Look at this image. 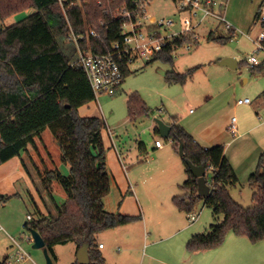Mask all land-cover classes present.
I'll list each match as a JSON object with an SVG mask.
<instances>
[{
    "label": "trees",
    "instance_id": "1",
    "mask_svg": "<svg viewBox=\"0 0 264 264\" xmlns=\"http://www.w3.org/2000/svg\"><path fill=\"white\" fill-rule=\"evenodd\" d=\"M146 1L152 0H63V4L59 0H0L1 20L34 9L24 19L0 27V165L20 157L29 146H35L47 129L51 131L61 152V162L68 166L69 172L65 174L59 168H36L46 191L45 197L36 186L46 213L37 207L24 226L41 234L55 263L56 245L74 242L79 248L87 242L89 264H107L99 250L98 235L142 219L141 214L109 212L105 208L112 182L103 141L106 125L99 116L79 113V108L96 100V95L78 64L79 49L73 33L79 37L85 35L89 27H95L98 36L79 39L80 48H90L96 53L109 52L112 44L122 39L125 14L131 12L136 20L143 15L140 4ZM257 15L258 12L255 22ZM227 39L230 36H215L213 32L208 36L209 41L225 42ZM197 43L192 33L177 36L153 59L146 61V65L158 59L173 61L176 49ZM197 68L186 73L169 71L166 77L171 82L185 83ZM253 69L261 71L264 64ZM123 71L124 81L132 72L127 68ZM127 106L131 121L151 111L136 91L129 95ZM168 139L172 140L177 152L180 143L183 144L182 160L187 174L181 185L185 193L173 196L175 206L189 214L198 201L204 200L217 221L209 232L192 235L186 249L194 252L219 247L228 233L246 236L253 243L264 240V151L248 180L255 190L254 204L243 207L230 193L239 179L225 154L224 145L205 148L182 125L175 123L171 125ZM187 160L194 165H207V181L211 187L208 196L198 195V178L187 166ZM24 166L30 173L26 163ZM55 182L66 194L62 201L52 191ZM16 195L0 193V205ZM6 259L0 264H6Z\"/></svg>",
    "mask_w": 264,
    "mask_h": 264
},
{
    "label": "rangeland",
    "instance_id": "2",
    "mask_svg": "<svg viewBox=\"0 0 264 264\" xmlns=\"http://www.w3.org/2000/svg\"><path fill=\"white\" fill-rule=\"evenodd\" d=\"M225 1L226 5L222 8L216 7V10L222 9L225 19L236 30L235 37L225 42L209 41L208 36L211 32L215 36L223 37H228L230 32L219 19L205 18L200 26L194 29V32L200 36L197 44H185L176 49L173 61L158 59L146 65L145 60H136L131 67L132 73L125 77L114 95L101 94L89 107L82 109V112L90 113L89 116L102 118L106 125L104 129L107 136V127H110L114 131L115 138L118 137L120 146L125 145L128 148L133 146L134 151V146H137L139 142L146 144L147 151L139 156V161L135 162V165L128 164L126 169L132 189L134 188V193L142 202L150 221L153 216L160 214L164 221L169 218L168 211L162 213L163 207L166 210L173 209L178 212L173 196L185 193L181 185L186 179L185 164L171 139L161 136L160 132H154L156 119L162 120L169 126L174 123L182 125L191 134V128L200 131L210 125H216L212 131L215 128L221 130L235 116L243 124L242 130H237L236 133L229 130V138L241 139L230 148L227 142H224L226 153L235 166L243 161L251 162L252 159H256L255 167L258 164V158H255L253 151L258 141L264 143V118L260 116L264 111V95L262 94L264 92V69L254 70L247 61L256 48L249 36L256 38L261 31V26L255 24V15L260 6L264 4V0ZM33 12L34 9L24 10L5 20L0 19V27L10 26ZM200 15L201 13L198 17L191 16L193 24L198 22ZM188 17L189 13L180 9L178 1L152 0L147 6L144 21L146 26L153 25L152 19L156 25L173 21L171 26L160 28L162 34L165 28L169 34H173L184 30L183 22ZM191 33L194 37L193 32ZM256 56L260 61L259 65L264 64V51L260 50ZM227 58H233L235 62L231 66L219 64ZM194 67L198 68L185 83L171 82L166 77L169 71L186 73ZM134 91L140 94L151 111L149 115L131 121L128 118L127 101ZM243 98H250L252 104H236L239 99ZM241 133L244 134L240 135ZM156 139L164 143L162 149H153ZM37 143L39 147H36V150L31 147V152L39 163L38 167L30 165L29 158L24 155V159L30 165L33 182L29 184L21 182L16 192L17 195L5 205H0V227H2L0 229V262L7 257L12 264H45L43 250L33 248V242L28 239L30 231L25 228L24 224L28 215L34 216L37 207L40 210L45 209L42 198L34 188L39 186L46 197V191L36 168H58L56 162L61 161V152L49 129L43 133V139H37ZM39 158L46 160V166L39 162ZM172 158L181 162L179 173L174 171ZM63 168L66 171L64 173L68 174V166L64 165ZM52 191L65 194L56 182L52 185ZM129 191L131 192L128 187L127 194L130 193ZM254 191L247 180H240L230 189L232 198L243 207L254 204L252 200ZM124 194L117 188L111 189L107 195L109 196L108 207H114L117 211L120 202L124 199ZM56 198L62 201L59 195ZM46 200L48 202L49 198L47 197ZM156 213L158 214L155 215ZM193 213L199 218L191 223V235L207 233L211 230V225L217 223L212 209L205 205L204 200L196 203ZM184 216L189 223V215L185 213ZM128 228L131 227L121 229L122 234L125 233L123 236L125 239H127L126 232L130 230ZM117 232L107 231L98 235V242L106 245L104 252L110 253L111 260L114 262H119L124 255L122 242L114 237ZM11 237L21 243L30 255L31 261L23 263L15 261L16 247ZM229 238L245 242L247 248L243 246L240 248L245 253L255 255L256 259L252 264H264V240L253 243L246 236L228 233L226 243L229 242ZM78 249L74 242L56 245L54 250L59 256L58 264H74L77 261L75 253ZM207 256H201L199 259V255L192 256L191 254V264H209Z\"/></svg>",
    "mask_w": 264,
    "mask_h": 264
},
{
    "label": "crops",
    "instance_id": "3",
    "mask_svg": "<svg viewBox=\"0 0 264 264\" xmlns=\"http://www.w3.org/2000/svg\"><path fill=\"white\" fill-rule=\"evenodd\" d=\"M92 102L83 105L79 108L80 115L89 116L90 113L88 112L84 113L82 112V109H84V107H89ZM231 120L228 121L221 130L219 129L216 130L215 128V130L212 131L213 127H216V125L207 126L204 129H201L200 131L199 130L195 131L196 129L191 128V135L194 137V139H196L195 140L196 142H198L201 146L205 148L213 147L216 145H223L224 142H227L230 148L239 139H241V138H237L235 140L234 138L233 139L229 138ZM242 126L243 124L237 119L238 131H240V129L242 130ZM156 127L157 124L154 126V132L159 133V130L155 131ZM184 128L186 129V127ZM107 130H108V136L106 130L105 129L103 130V141H104V147L107 157V166L112 179L111 189L117 188L121 193H125L123 195L124 199L123 201L120 202L117 211H120L121 213L128 215L144 214L142 215L141 220H138L136 222L127 225L119 226L112 230H108V231H118L114 237H116V239L119 238V240L122 242L124 246V255L119 262L112 261L110 253L106 251L104 252L106 245H104L102 242H98L97 240L99 245L103 244V247L101 248L99 247V250L101 251L103 257L106 259L107 264H191V254L192 256L199 255V259H201V256L205 257L208 255L207 258L209 260V264L254 263L255 261L254 259H256L255 255L243 252L240 246L246 247V244L245 242L239 241L236 238H229L228 243L224 242L219 247L205 249L202 251L189 252L186 249V244L192 236L191 223L190 222L187 223V220L185 219L184 216L185 212L180 211L178 208H177L178 212H176L173 209L166 210L163 207L162 213L168 211L167 213L169 214L168 216L169 218H167V220L164 221L160 214L159 216H153L150 221L146 216V212L144 210V206L142 202H140V200L137 198L136 194L134 193V188L132 189V184L130 183V179L129 176L127 175V169H126V166L128 164L135 165V162L139 161L140 158L139 156L147 151L146 144L142 141L139 142L137 146H134V151H133L132 149L133 146L128 148L125 145L123 146L119 145V139L118 137L115 138L113 129L107 127ZM243 134L244 133H241L240 135ZM41 139H43V134ZM140 144H143L144 146L140 147ZM31 147L36 150V147H39L37 141L35 146H29L27 152H23L20 157H13L12 159L0 165V193L14 194L17 192V189L19 188L21 182H25L26 184L33 182L30 165H33L34 167H38L39 163L36 160V158H34L31 152ZM153 149L156 150L162 148H157L154 143ZM263 151H264V143H262V141H258L255 151H253V153L255 152V158H258L259 160V157ZM225 154L229 159L226 150H225ZM24 155H26L29 158V163H31L30 165L27 163L28 161L24 159ZM229 160L234 167V170L237 174L239 181L240 180L248 181L250 175L255 171L257 167V166L255 167L256 159H252L251 162L243 161L238 166H235L231 161V159ZM172 161H173L172 166L175 169L174 171H176V173H179V170L181 171V162H179V160L176 161L174 158H172ZM23 162L26 163V166L29 168L30 173L26 170ZM39 162L42 163V165L45 164L46 166L45 159L39 158ZM56 165L63 172H66L63 168L64 164L60 160L56 162ZM184 172L186 174L185 168H184ZM186 178H187V174H186ZM128 187L129 190H131V192L129 191L130 192L129 194H127ZM34 188L36 189V186ZM57 195H59L62 198V200L66 198V194L63 195L62 193H55V196ZM108 197L109 196L105 198V208L109 212H117L115 211L114 207L112 208L108 207L109 205ZM41 211L46 213V209L42 208ZM157 214L158 213H156L155 215ZM124 227H131L128 228L130 229L128 230L129 233L126 232L127 239L123 237L125 233L124 235L122 234L121 229ZM55 254L57 256V264H58L59 256L57 255L56 251ZM75 255L77 258V252L75 253Z\"/></svg>",
    "mask_w": 264,
    "mask_h": 264
},
{
    "label": "built area",
    "instance_id": "4",
    "mask_svg": "<svg viewBox=\"0 0 264 264\" xmlns=\"http://www.w3.org/2000/svg\"><path fill=\"white\" fill-rule=\"evenodd\" d=\"M63 4V0H59ZM179 3V7L182 11L189 13V17L183 22L184 30L179 33L169 34L165 28L164 33L160 31L161 26H171L173 21L166 23L161 22L158 25L152 19L153 25L146 26L144 21L147 14V6L150 1H146L140 4V9L143 15L138 16L136 20L132 18V13L127 12L125 17L127 18L122 25L121 34L122 39L112 44V50L106 53H96L90 48L82 49L79 46V39L88 38L89 36H98V31L95 27L91 26L85 35L77 37L73 33L74 40L76 41L79 49L78 64L84 69V72L88 78V81L97 96L101 94L114 95L117 89L123 82L124 68L131 69L135 61L142 59L145 61L153 59L159 52L163 50V47L173 38L177 36L191 34L193 32L194 39L199 40V35L194 32L195 27L200 26L202 21L208 17H215L219 19L225 28L230 32V39L236 36V30L233 26L227 22L223 12L216 10V7L222 8L226 5L225 0L217 2L216 0H176ZM200 18L197 23L193 24L191 16ZM255 24L261 26V31L256 38L249 36L250 40L256 45L253 54L249 57L247 63L251 68L260 64L259 59L256 56L260 50L264 51V4L261 5L258 11L257 20ZM147 27V28H146ZM252 103L250 98H243L237 101L238 105H249ZM261 118H264V111ZM230 130L234 133L237 132V117H232ZM172 141V140H171ZM155 145L157 148H163L164 143L161 140H156ZM190 223H194L198 220L199 216L195 213H189ZM32 216L28 215V220H31ZM2 229V227H0ZM16 247L15 261L17 263H23L31 261L30 255L24 250L21 243L15 238L11 237ZM33 242V237L28 238ZM99 247H103L100 244ZM6 264H12L6 259Z\"/></svg>",
    "mask_w": 264,
    "mask_h": 264
},
{
    "label": "water",
    "instance_id": "5",
    "mask_svg": "<svg viewBox=\"0 0 264 264\" xmlns=\"http://www.w3.org/2000/svg\"><path fill=\"white\" fill-rule=\"evenodd\" d=\"M235 62L233 58H227L219 62L220 65L231 66ZM156 124L161 136L168 138L171 131V126L165 124L162 120L156 119ZM179 154L181 157L184 156L183 144L180 143ZM187 166L191 170L192 174L198 178V188L197 192L199 196L206 197L211 192L210 184L207 181V165L203 164L201 166L194 165L190 160L186 161ZM33 237V248L42 249L45 257V264H57L49 254L48 249L45 246V241L41 234L36 230L30 231ZM77 262L78 264H89V243H84L81 245L77 251Z\"/></svg>",
    "mask_w": 264,
    "mask_h": 264
}]
</instances>
